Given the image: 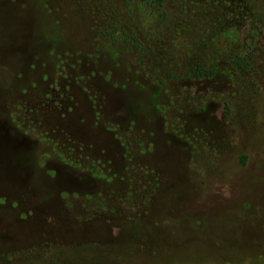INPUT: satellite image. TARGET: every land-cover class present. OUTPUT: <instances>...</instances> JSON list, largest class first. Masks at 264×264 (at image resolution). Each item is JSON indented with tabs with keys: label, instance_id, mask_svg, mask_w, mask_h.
I'll return each instance as SVG.
<instances>
[{
	"label": "rangeland",
	"instance_id": "obj_1",
	"mask_svg": "<svg viewBox=\"0 0 264 264\" xmlns=\"http://www.w3.org/2000/svg\"><path fill=\"white\" fill-rule=\"evenodd\" d=\"M203 2L0 0V264H264V3Z\"/></svg>",
	"mask_w": 264,
	"mask_h": 264
},
{
	"label": "trees",
	"instance_id": "obj_2",
	"mask_svg": "<svg viewBox=\"0 0 264 264\" xmlns=\"http://www.w3.org/2000/svg\"><path fill=\"white\" fill-rule=\"evenodd\" d=\"M143 3H145L149 8H153L156 13H159V15H161V17L163 18L162 24L166 22V13L162 14L160 13L161 9V4H162V0H141ZM203 2V6L206 8L207 10H204L203 12L206 13L207 11H209V13H214L215 11H219L217 14L219 16H222V12L220 10V7L218 6H223V7H229L232 8L231 6H235L237 7V11L239 12H244L245 9V16H248V8L252 5L253 1H260L261 3H264V0H202ZM201 0H181V4L179 9L177 10L176 13V17H178L179 20V27H174L173 25H170L168 27H166V32H175V33H179L182 30H185L183 27V23H187L189 22L191 19H194L198 13V9L201 7L200 5ZM218 7V8H217ZM223 11V10H222ZM233 13H235V11H230L228 12V16L232 17ZM190 31V29H188V32ZM197 77L201 78V77H209L210 72L209 73H202V71L197 70L196 72Z\"/></svg>",
	"mask_w": 264,
	"mask_h": 264
}]
</instances>
